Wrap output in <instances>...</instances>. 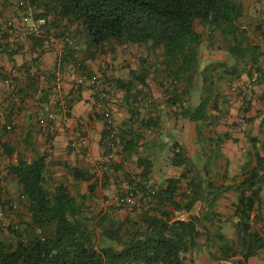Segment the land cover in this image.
Returning <instances> with one entry per match:
<instances>
[{
	"label": "trees",
	"instance_id": "16d2710c",
	"mask_svg": "<svg viewBox=\"0 0 264 264\" xmlns=\"http://www.w3.org/2000/svg\"><path fill=\"white\" fill-rule=\"evenodd\" d=\"M31 1L45 10L36 15V19L41 15L49 17L45 32L54 30L57 37L64 38V54L58 58L54 69L47 72L43 87V79L36 66L28 65L24 69L13 67L4 77L0 75L4 81L8 77L13 81V89L6 101H0V147L7 156L15 155L16 158L7 165L5 177L15 183L14 197L6 199L0 185V211H4L3 217L0 216V264H186L188 253L193 254L203 248L210 249L213 261L232 260L234 264H247L251 257L264 251V231L256 228L258 219L253 216L264 188V159L258 153V164L248 170L245 179L237 186V200L228 219L235 228L237 239L230 240L213 220L218 215L213 205L201 215L191 214L187 220L172 219L169 205L192 210L198 201L204 202L210 197L211 192L204 190V180L200 176L192 177L190 193H182L188 198L185 204L176 201L182 180L180 176L167 178L164 186L157 187L146 207L121 212L116 207L100 206L99 211L93 213L94 206L90 207L85 200L93 195L97 182L91 185L90 193L79 191L80 199L72 193L71 186L90 181L94 173L85 167L66 163L75 185H70L65 179L54 180L48 161L52 148L49 141L54 135L46 134L47 125L42 126L47 139L44 149L31 142L32 129L23 138L8 137L16 132V114L29 97L39 101L42 107L47 105V112H63L62 99L51 100L50 95L56 92L57 71L63 70L65 63L77 65L82 78L90 80L94 73L87 70L86 59L109 54L122 45L133 46L136 50L143 48L155 55L159 61L156 68L164 78L167 103L175 107L177 118L196 123L209 119L210 93L205 92L206 95L201 96L196 105L184 103L192 99L201 78L205 82L209 80L206 70L201 69V46L205 40L210 41V45L218 41L217 50L229 55L247 57L256 66L254 73L264 76V51L243 29L245 14L242 1ZM10 3L11 0H0L2 17L6 16L5 9ZM16 7L20 10L18 5ZM73 26L77 30L68 33V28ZM8 33L6 31L0 36ZM28 37L34 47L42 45L44 38ZM43 50L36 51L37 57ZM0 51L14 53L10 47ZM80 52L83 57H80ZM13 69L17 70L16 74H13ZM135 74L140 83L146 85L150 72ZM156 74L159 75V71ZM100 77L110 80L112 89L120 87L125 92L124 100L132 122L126 126L117 125L115 142L122 151V160L132 159L138 153L139 135L133 120H138L140 91L131 81L118 79L114 83L105 69ZM171 80L177 81L171 85L172 89L169 88ZM82 81L74 86L73 97H65L66 115L69 117L72 116V102L81 98ZM91 86L95 91L94 84ZM212 86L216 83H211L207 91ZM98 117L104 119L102 113ZM159 120L160 117H149L146 121L148 128ZM200 130L201 127L197 130L199 134ZM106 134L105 128L104 139ZM3 137L8 139L3 141ZM28 149L30 153L26 152ZM136 162L144 166L138 176L150 179L152 161L138 156ZM171 162L181 165L187 159L180 150L175 152ZM113 166L115 173L119 167L118 164ZM117 179L134 180L128 175ZM6 215L13 218L9 224L5 221ZM212 230L218 233L217 239L210 235ZM203 235H206L204 242L201 241ZM237 255L239 257H235Z\"/></svg>",
	"mask_w": 264,
	"mask_h": 264
},
{
	"label": "crops",
	"instance_id": "0c3cea01",
	"mask_svg": "<svg viewBox=\"0 0 264 264\" xmlns=\"http://www.w3.org/2000/svg\"><path fill=\"white\" fill-rule=\"evenodd\" d=\"M14 1L12 0L6 7L5 14L18 19L25 18ZM241 1L244 5L245 14L243 29L247 30L250 39L255 40L253 42L259 44L261 50L264 51V28L260 21V14L264 11V1ZM26 21L30 24L33 20L26 18ZM76 30L73 26L69 27L67 32L72 33ZM218 44L217 41L214 45H210L207 50L201 49V69L206 70L209 80L205 82L201 78L197 90L193 92L192 99L184 102L185 105H196L201 96L206 95L205 92L210 93L211 100L208 107L210 118L199 123L175 116V107L172 108L167 103L168 96L164 92V78L161 76L160 70L156 68L159 61L153 53L150 54L143 48L136 50L133 46L122 45L117 46L114 52H109L108 55H112V57L107 58L109 63L105 65L108 66H103V62L101 63L96 59H86L87 70L91 73L102 76V70L105 69L114 83L118 79L131 81L135 89L140 91L137 101L138 120H133L135 122L133 126L139 135L138 153L132 159L123 161L122 151L119 149L120 152L118 150L117 153L119 168L115 173L106 167L102 161L105 151V124L103 119L98 117L100 113L96 112L94 89L88 79L82 78L79 71L67 74L66 70L69 65L65 63L64 69L59 70L58 74L60 77L65 75L66 78L64 77L60 81L57 95L51 93V100L55 96L57 98L73 97L74 86L77 82L82 81L81 79L84 80L81 82V98L72 102V116L69 117V120H64L60 115L58 119L55 145L53 149L51 148L48 159L51 164H54L53 168H58L60 171V177H57L55 173V178L60 180L61 176L64 175L63 179L70 178L72 181V177L65 167L66 163L85 167L94 173V177L90 180L89 191L84 190V192L90 193L92 191L91 185L96 181L97 187L93 194L98 195L99 191L100 194L106 196L104 199L108 201L109 207H116L114 199L119 191V184L115 179L117 177L126 178V175L131 178L140 175L144 166L137 163L136 160L138 156H142L144 159L147 158L152 161L153 166L149 177L155 187L164 186L167 178L182 176L178 190L179 195L176 197L177 202L185 204L188 201V198L183 197L182 193H190V181L193 176H200L204 180V190L211 192L208 199L204 202L198 201L192 210L176 209L169 205L168 209L172 212L173 220H187L191 214L201 215L204 211L209 210L210 205H213L218 213L216 217H213V220L221 226V232L226 238L236 240L235 228L229 225L231 221L228 219L233 213V205L237 200V186L245 179L248 170L258 164L257 153L264 159V77H260L259 83L253 84L247 93L248 97H246L245 102L248 104V124L245 129L239 130L236 126V119L242 109V100L237 94L231 92L229 81H241L249 78L254 74L256 66L254 67L247 57H235L223 50H217ZM2 47L13 48L14 53L9 54L0 51V75L2 74L4 77L13 67L24 69L28 65L36 66L35 68L38 67L41 79H43L41 87L45 86L47 72L54 69L58 64V58L64 54L62 53L64 45L55 44L45 48L37 57L31 39L22 32L0 36V49ZM203 52L204 57H202ZM262 62L264 63V59ZM143 71L150 72L146 78V85L141 84L135 74ZM158 71L159 75L156 74ZM211 83H216V86H212L210 91H207ZM204 87L206 91H202L205 89ZM10 91V87L0 78V101H6ZM115 91V97L111 95L107 106L111 109V114L119 126H126L132 122L129 111L127 114L126 110L115 105L116 96L120 101L125 102V92L120 87H116ZM39 96L40 93L37 94V97ZM47 107V105L42 107L35 98H27L22 109L16 114V132H12V135L8 137L23 138L27 135L26 132L32 129L31 142L44 149L47 145V139L42 126L44 125L43 118L48 113ZM44 114L46 115L42 117ZM149 117H160L158 123L152 126L153 128H148L146 121ZM199 127H201L200 134L197 131ZM83 128H87L89 132L90 152L95 158L94 163L74 155L68 146L69 141L78 135ZM8 137H3L2 140H7ZM177 147H180L187 159V162L181 165H175L171 162ZM26 152L30 153L29 149ZM15 160V155L13 157L7 156L0 147V185L4 191L9 193L8 198L15 194L16 188L11 184V180L5 178L6 167ZM131 163L135 165L134 169L129 166ZM53 171L55 172L54 169ZM80 191L83 190L80 189ZM253 216L258 219L256 228L264 231V188ZM210 235L215 239L218 238V233L216 234L215 230H212ZM205 239L206 235H203L201 241L204 242ZM186 264L234 263L232 260L213 261L210 258V249L203 248V250L193 252V254L188 253ZM247 264H264V251L251 257Z\"/></svg>",
	"mask_w": 264,
	"mask_h": 264
},
{
	"label": "built area",
	"instance_id": "2783aa9c",
	"mask_svg": "<svg viewBox=\"0 0 264 264\" xmlns=\"http://www.w3.org/2000/svg\"><path fill=\"white\" fill-rule=\"evenodd\" d=\"M15 3L20 7L19 11L25 18L17 19L13 16L8 15L2 17L1 11H3V9L0 7V35L6 31L10 33L22 32L27 36L44 38L42 41V45H37L35 47L36 51H40L55 44L65 45L64 38L57 37L54 30H52L50 33L45 32L44 27L49 17L41 15L37 19L35 18L36 15L45 11L43 7L38 6L31 0H16ZM26 18H31L33 20L32 23L28 24ZM260 21L264 27V11H262L260 14ZM2 49H4V47H2ZM77 67V65L76 67L73 66V68L71 69V74L78 71ZM16 71V69H13V74H16ZM262 71L264 73V65H262ZM58 72L60 71H57V88L61 81V77ZM260 77L261 74L257 72L245 80L229 81V88L231 92L237 94L242 100V109L240 110L236 119V126L239 130L245 129L248 124V104H246L245 102L246 97H248L247 93L253 84L259 83ZM89 82L91 84H94V95H96V97L94 96L96 112L102 113L104 115L103 121L107 131L104 139L105 151L102 157V161L104 162L103 164L106 167L113 171V165L117 164L118 161L117 153L119 148L115 142V137L118 129L117 123L113 118V115L111 114V109L107 106V103L111 97L112 83L110 80H103L98 74H94L92 78H90ZM176 82V80H171L169 83V88L172 89L171 85L176 84ZM5 83L10 87L12 91V78L8 77L7 79H5ZM65 104V101L62 99L61 105L63 106V112L60 114L64 120H69V116L66 115L67 106ZM59 117V113L55 111H49L43 118L44 124L47 125L46 134L52 136L54 135L49 141V145L51 146L55 144V134L58 129ZM90 142L91 141L88 129L83 128L78 133V135H76L69 141L68 146L70 147L71 152L74 155L83 157L88 162L94 163L95 158L90 152ZM176 151H180V147H177ZM133 179V181L123 179L116 180L117 184H119V191L114 199V205L116 206L118 211H134L136 209L146 207L157 191V187L154 186L150 179H142L137 175L134 176ZM108 204V201H106L105 199L101 200L102 207H107ZM3 215L4 211H0V216L3 217ZM37 231L40 233L41 229H37Z\"/></svg>",
	"mask_w": 264,
	"mask_h": 264
},
{
	"label": "rangeland",
	"instance_id": "374dc122",
	"mask_svg": "<svg viewBox=\"0 0 264 264\" xmlns=\"http://www.w3.org/2000/svg\"><path fill=\"white\" fill-rule=\"evenodd\" d=\"M12 1V0H11ZM15 2V1H14ZM18 19V18H17ZM19 19H21V18H19ZM264 38V37H263ZM252 41H255V40H252ZM215 43H217V42H213V44H211V46L212 45H214ZM210 46V41H207V40H205L204 41V44L201 46V49H203L204 51L205 50H207V48ZM218 52V51H217ZM205 54H207V52H205ZM80 57H83L84 55L82 54V52H80ZM109 56H111L112 57V55H108V54H106V55H101V56H99L98 58H96V60H98V61H100L101 63L103 62V64H106V63H109V61L107 60V58L109 57ZM202 57H204V52H203V54H202ZM156 58V57H155ZM73 68V65H69L68 66V68H67V70H66V73L68 74V73H70L71 74V69ZM63 74V73H62ZM67 74H66V76H67ZM65 77V75H63L62 77H61V80H63V78ZM66 78V77H65ZM68 78V77H67ZM225 84V83H224ZM58 88H57V90H56V92H54V93H56V95H57V93H58ZM111 95H112V97H115V95H116V91H115V89L114 90H112L111 91ZM57 97L55 96L54 97V99H56ZM61 98V97H60ZM65 102H66V98L65 97H63L62 98ZM116 102H115V105H117V106H119L118 108H120V109H124V110H126V113L128 114V104L127 103H125V102H123V101H120L119 100V98L116 96ZM118 100V101H117ZM196 100H197V98H196ZM46 114H44L42 117H44ZM61 114L59 113V116H60ZM116 120V119H115ZM16 121V120H15ZM117 122V121H116ZM16 124H17V122H15ZM59 123V122H58ZM117 125L119 126V124H118V122H117ZM17 127V126H16ZM57 131H58V129H57ZM56 131V132H57ZM55 145V144H54ZM53 145V146H54ZM53 146H52V149H53ZM51 150V149H50ZM118 158V157H117ZM53 166H54V164H51V163H49V169H50V171H52L53 172V178H54V180H58V179H56L55 177V173H56V175H57V177H60V175H59V172L60 171H58V168H53ZM130 167L132 166V169H134L135 168V165H133L132 163L129 165ZM53 169L55 170V172L53 171ZM60 170V169H59ZM63 176L64 175H62L61 176V179H63ZM66 178H67V176H66ZM71 179L70 178H68L66 181L67 182H69V184L70 185H75L74 183H72V181H70ZM90 181H83L82 183H80L79 185H76V186H71V190H72V193L74 194V195H76L79 199H80V193H79V191H80V189L81 190H86V191H89V187H90ZM11 184L13 185V187L15 186V183L14 182H12L11 181ZM12 187V188H13ZM78 187V188H77ZM80 188V189H79ZM3 194H4V197L6 198V199H9L10 197H12L13 195H11L9 198H8V196H9V193L7 192V191H4L3 190ZM14 197V196H13ZM104 198H106V196L105 195H103V194H100V192L98 191V195L96 194V193H94L93 195H91V196H89V197H87L86 198V200H85V202L86 203H88L89 205H90V207H92V206H94V208L92 209V211H93V213H97L98 211H99V209H100V206H101V200L102 199H104ZM20 210H22L23 212L25 211L24 209H22V208H20ZM5 221H6V223L7 224H9L10 222H12L13 221V218L11 217V215H6L5 216ZM229 225L230 226H233L232 225V223H229Z\"/></svg>",
	"mask_w": 264,
	"mask_h": 264
}]
</instances>
